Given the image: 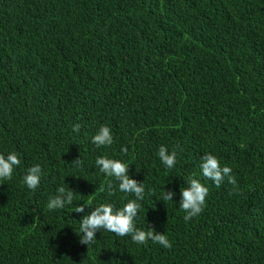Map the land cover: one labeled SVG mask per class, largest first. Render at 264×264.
Returning a JSON list of instances; mask_svg holds the SVG:
<instances>
[{
  "label": "trees",
  "instance_id": "obj_1",
  "mask_svg": "<svg viewBox=\"0 0 264 264\" xmlns=\"http://www.w3.org/2000/svg\"><path fill=\"white\" fill-rule=\"evenodd\" d=\"M101 125L111 146L91 142ZM161 145L176 151L174 168ZM9 152L21 164L0 181V264H264V0H0V154ZM205 153L232 169L238 192L202 177ZM102 156L143 183L136 227L166 235L170 249L103 229L80 243L84 215L135 199L99 171ZM36 164L32 191L23 177ZM190 177L209 194L185 221ZM59 187L73 203L49 210Z\"/></svg>",
  "mask_w": 264,
  "mask_h": 264
},
{
  "label": "clouds",
  "instance_id": "obj_2",
  "mask_svg": "<svg viewBox=\"0 0 264 264\" xmlns=\"http://www.w3.org/2000/svg\"><path fill=\"white\" fill-rule=\"evenodd\" d=\"M81 125L74 124L72 131L79 133ZM91 142L97 147L111 146L114 143L111 129L106 125H101L98 131L91 137ZM121 152L127 153V148L122 146ZM157 155L162 164L167 169H172L176 165V151L169 152L166 146L161 145L158 148ZM72 163L78 167L82 160L77 158ZM21 164L19 155L15 152H9L7 155L0 154V181L10 180L14 170ZM99 171L107 177L113 178L118 184V189L122 193L131 194L135 199H129L122 208L115 210L111 203H102L93 208L89 214L84 215L80 220L79 232L80 243L89 246L96 240V232L101 229L111 232L118 237L130 236L133 243L143 245L151 240L164 248H171L172 244L166 235L155 232L154 229L148 231L139 230L135 221L141 208V201L144 199L145 188L142 182H137L128 175L129 167L118 159L107 157H98L95 161ZM200 174L206 180L211 181L216 187H220L225 181L232 185L233 190L238 192L237 181L232 175V169L228 166H221L218 158L205 153L201 157ZM42 177V168L39 164L29 167L23 177V183L32 191H36L40 185ZM109 194H114L115 188L110 180L107 184ZM74 191L59 187L57 195L50 197L47 207L49 210L63 209L66 205H71L74 199ZM209 189L199 179L190 177L188 186L180 189L179 208L185 212L184 220L199 215L204 210ZM176 195L175 192L168 190L162 191L161 199L163 201H172ZM85 205H77L75 212L83 213Z\"/></svg>",
  "mask_w": 264,
  "mask_h": 264
}]
</instances>
